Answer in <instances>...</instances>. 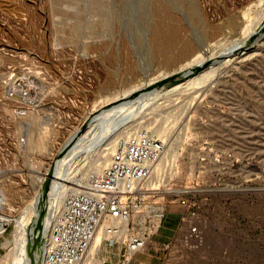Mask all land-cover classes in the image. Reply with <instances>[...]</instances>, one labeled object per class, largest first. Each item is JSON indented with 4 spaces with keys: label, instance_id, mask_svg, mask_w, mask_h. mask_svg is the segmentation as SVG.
<instances>
[{
    "label": "rangeland",
    "instance_id": "obj_1",
    "mask_svg": "<svg viewBox=\"0 0 264 264\" xmlns=\"http://www.w3.org/2000/svg\"><path fill=\"white\" fill-rule=\"evenodd\" d=\"M263 19L264 0H0V75L26 60L46 76L43 106L27 119L12 118L13 103L0 107V219L8 220L0 264H13L18 222L89 113L114 108L110 99L133 88L211 62L199 76L136 105L95 150L87 142L88 154L81 151L66 169L67 186L71 191L100 176L121 139L150 135L165 150L145 189L154 191L148 204L163 208L166 219L158 226L140 221L137 230L150 235L142 251L149 255L141 256L155 264H264V37L252 35ZM169 23L195 47L173 66L152 41L154 28L169 30ZM246 37L261 39L241 50ZM110 76L115 81L106 88ZM33 136L48 150L37 148ZM22 138L27 142L20 147ZM28 236L42 264L43 233L33 229ZM98 238L85 264H104L100 256L129 264L135 255L125 262L124 251L105 246L107 234Z\"/></svg>",
    "mask_w": 264,
    "mask_h": 264
},
{
    "label": "built area",
    "instance_id": "obj_2",
    "mask_svg": "<svg viewBox=\"0 0 264 264\" xmlns=\"http://www.w3.org/2000/svg\"><path fill=\"white\" fill-rule=\"evenodd\" d=\"M29 64L26 60L9 64L0 75V107L13 103L14 120H25L34 114L46 97V76L34 72ZM26 142L24 138L17 141L20 147ZM164 150L162 141L147 134L118 141L103 173L68 192L60 209L52 215L42 264H81L107 217L118 221V227L107 232V248L124 251L125 262L144 251L150 235L137 230L140 221L144 220L142 226H158L166 219L163 208L148 204L154 191L145 189ZM188 208L189 216L195 217L196 211ZM197 231V227H191L192 234Z\"/></svg>",
    "mask_w": 264,
    "mask_h": 264
},
{
    "label": "bare ground",
    "instance_id": "obj_3",
    "mask_svg": "<svg viewBox=\"0 0 264 264\" xmlns=\"http://www.w3.org/2000/svg\"><path fill=\"white\" fill-rule=\"evenodd\" d=\"M162 24H158L154 28L153 40H152L153 44H154L153 46H154L155 50H157V53L159 54V56L162 57L167 62V66H173V65L177 64V62H180V61L188 58L193 53V51H195L194 50L195 47H194V44L192 43V41L186 40V39L184 40V37H183V35L182 36L180 35L182 33H180L178 28H172V26L174 27L175 24L172 25L169 23V25L171 26V29H169V30H164L162 28ZM232 24H234V23H232ZM163 27H164V25H163ZM217 32H219V29L213 28L211 31V34L215 36V34ZM179 35H180V37H183L182 41L180 40ZM252 35H253V37H258V36L264 37V19L258 24L256 30L254 32H252ZM253 37H249V38L246 37L248 39L246 41L242 42L237 47H242L241 50L250 49V47L256 45L258 43V40L261 39V37L259 39H256ZM127 49H129V48L127 47ZM176 49H178V53H177L178 55L174 57V53H175L174 50H176ZM238 52L239 51H234V52L232 51V54H237ZM226 53H228V52H226ZM130 57L131 56H127V64H128V68L131 69V68H134V62L131 59H129ZM111 60H112V63H114V59L112 58ZM205 62L206 61H201L199 64L205 63ZM212 64L213 63L211 62V63H207L205 65L202 64L199 66L198 65L193 66V67H190L188 69L182 70L180 72H175L174 74L172 73L168 77L163 78L159 81H156V82L150 81L148 84H146L142 88L141 87L133 88V89L125 92L124 94L118 96L117 98L112 97L110 99V101H111L110 105L115 104L117 106H115L114 108H111L107 111H105L103 109H99L95 112H91L84 118V121L82 120L83 124L81 125V127H79L67 139V141L64 143V145H62V147L60 149V155L55 158V160L52 164V167H51L53 169V171H52L53 176L50 177L49 175H47V177L44 178L39 192L37 193V195H35L34 200L32 201L28 216L27 215L24 216L18 222V229L21 230V232H22L21 245H20V248L18 249L16 256L13 259V264H37L38 263V260H39L38 256L36 255V253L31 251V245L27 243L28 241H30V238H28L29 237L28 234H30V232L34 229L38 234L43 233L44 238L48 235L52 215L60 209V207L62 206L63 200L66 196V193L70 192L69 188L67 186L68 181H69L68 180L69 179L68 174H67V170H68L67 167L71 166L70 163H73V161L80 155L81 151L85 150V152H86L87 149L85 147V144L87 142H93V147H91V148H93L95 150L94 144H97V142L99 140H101L102 138L104 141L106 136L109 137L108 136L109 133L112 134L111 133L112 129L120 128L121 126L126 124V122H128L129 116H126V115L132 109L135 110L136 105H139L140 103L144 102L148 98L154 97L153 95L162 94L166 91L171 90L174 87H177V86L191 80L192 78H194L196 76H199L204 71H206ZM218 67H219V65H218ZM177 74L182 75V77H184V79H182L181 82H178L174 85L170 84V82H169V83H166L164 85V87H161V88L156 87L155 88V85L157 83H159L160 81H163L165 79H169L170 77L177 75ZM114 81H115L114 78L110 76L108 78L107 82L105 83V87L110 88L114 84ZM146 89L148 90L149 95L146 92L145 95L143 94V96H140V97L137 96V94L141 90H146ZM136 96H137V98H135L133 102H128L129 100L133 99ZM145 106H146V104H145ZM135 111H137V110H135ZM131 115H132V112H131ZM114 130H116V129H114ZM113 135H115V134H113ZM37 136H36V138H35V136H33L35 139L33 144H35L37 148L38 147L39 148L44 147V148H46V150H48L47 149L48 143L43 142L42 145L38 144L39 137H37ZM106 140L108 141V139H106ZM97 145H99V143ZM88 152L89 151L87 150L86 155L88 154ZM81 154H83V153H81ZM79 157H81V156H79ZM41 212H43V214H45L42 222L39 218V215ZM108 220H114V219L107 217L105 219V221L102 223V225L100 226V228L98 229V231L95 235L92 246H91V248L87 254L88 256L96 248V245L98 244V240H99L98 235L100 233L103 232V234L105 235V234H107L109 229L117 228V227H114V226L110 225L109 223H107ZM5 221L8 222V220H6V219L4 220V218L0 219V237L3 236L5 231H6L5 228H6L7 224ZM114 221H116V220H114ZM9 222H10V220H9ZM44 242H45V240H44ZM88 256H86V257H88ZM85 261H86V258L81 264H85Z\"/></svg>",
    "mask_w": 264,
    "mask_h": 264
},
{
    "label": "crops",
    "instance_id": "obj_4",
    "mask_svg": "<svg viewBox=\"0 0 264 264\" xmlns=\"http://www.w3.org/2000/svg\"><path fill=\"white\" fill-rule=\"evenodd\" d=\"M142 254H145V252H142V253H135V255H133L132 257H131V259H130V261H129V264H155L153 261H150V259L148 258V257H146V258H143L141 255ZM151 254H153V253H151ZM145 255H149V254H145ZM150 257H152V256H150ZM100 259H102V260H104V264H112V262L110 261H108L107 262V260H106V258L105 257H101L100 256Z\"/></svg>",
    "mask_w": 264,
    "mask_h": 264
},
{
    "label": "water",
    "instance_id": "obj_5",
    "mask_svg": "<svg viewBox=\"0 0 264 264\" xmlns=\"http://www.w3.org/2000/svg\"><path fill=\"white\" fill-rule=\"evenodd\" d=\"M182 79H184V77H182V75L177 74V75H174V76L170 77L169 79H165V80H163V81H160L159 83H157V84L155 85V88H156V87H158V88L164 87V85H165L166 83H169V82H170V84L174 85V84H176V83H178V82H181ZM52 171H53V169L50 168V172H49V176H50V177L53 176V175H52Z\"/></svg>",
    "mask_w": 264,
    "mask_h": 264
}]
</instances>
